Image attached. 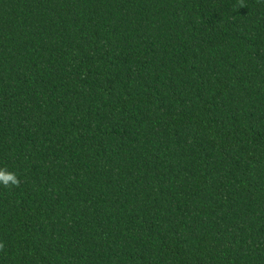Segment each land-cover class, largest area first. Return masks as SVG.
I'll return each mask as SVG.
<instances>
[{
    "label": "trees",
    "instance_id": "obj_1",
    "mask_svg": "<svg viewBox=\"0 0 264 264\" xmlns=\"http://www.w3.org/2000/svg\"><path fill=\"white\" fill-rule=\"evenodd\" d=\"M0 264H264V0H0Z\"/></svg>",
    "mask_w": 264,
    "mask_h": 264
},
{
    "label": "clouds",
    "instance_id": "obj_2",
    "mask_svg": "<svg viewBox=\"0 0 264 264\" xmlns=\"http://www.w3.org/2000/svg\"><path fill=\"white\" fill-rule=\"evenodd\" d=\"M9 181H11L13 185L19 183L14 173L7 172L4 169H0V182H2L5 186H8Z\"/></svg>",
    "mask_w": 264,
    "mask_h": 264
}]
</instances>
